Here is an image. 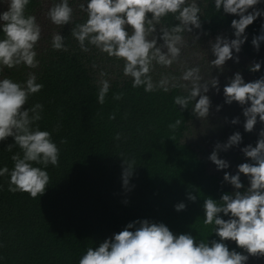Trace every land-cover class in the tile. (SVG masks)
<instances>
[{
	"label": "trees",
	"instance_id": "obj_1",
	"mask_svg": "<svg viewBox=\"0 0 264 264\" xmlns=\"http://www.w3.org/2000/svg\"><path fill=\"white\" fill-rule=\"evenodd\" d=\"M43 2L31 0L26 9L39 24ZM81 2L69 0L73 8L69 25L57 26L49 19L41 22L43 32L36 45L39 63L35 68L20 65L0 72V78L8 76L18 82L25 81L31 72L43 84L23 107L43 105L42 118L36 126L49 131L59 149L58 164H49L45 169L49 184L40 196L11 192L9 174L0 176V264H78L88 247L141 219L163 222L174 234L190 233L197 241L219 239L211 233L212 225L203 224V200L207 196L219 199L233 187L209 170L210 160L203 157V145L214 149L222 140L223 126L204 125L196 136L198 143H188L185 138L192 135L197 117L191 105L182 111L174 104V97L184 94L183 88L169 86L168 91L156 88L151 92H145L143 86L133 88L132 79L123 74V61L117 58L122 69L113 78L111 72H105L98 64L104 61L103 53L94 46L81 50L71 36L70 28L86 19V13L79 8ZM197 2L202 29L193 34L200 32L196 41L199 47L217 34L234 38L230 27L231 20L237 18L234 14L217 13L211 0ZM256 7L264 9V3ZM6 8L0 3L1 11ZM262 19L258 17L246 27L248 38L234 55L256 59L251 39L259 33ZM175 22L169 15L161 24ZM55 32L65 37V49L52 48ZM184 35L190 46L192 34ZM194 48L197 47L191 46ZM233 62L232 59L230 64ZM169 70L164 73L169 74ZM158 72L163 74L162 68ZM99 73L110 81L103 104L97 101ZM261 73L264 75V71ZM150 74L154 82L159 81ZM212 74L220 77V85L228 76L227 72ZM115 94L120 98L115 99ZM177 119L180 125L170 128ZM224 138L227 140L226 135ZM13 142L12 137L0 141V167L6 165L9 170L14 166L12 155L21 151L18 146L7 149ZM124 158L134 166L127 186L122 183ZM241 158L236 155V160ZM189 192L197 196L195 202L187 199ZM179 202H184L186 208L176 211L174 205ZM226 243L230 249L236 248L234 241Z\"/></svg>",
	"mask_w": 264,
	"mask_h": 264
},
{
	"label": "clouds",
	"instance_id": "obj_2",
	"mask_svg": "<svg viewBox=\"0 0 264 264\" xmlns=\"http://www.w3.org/2000/svg\"><path fill=\"white\" fill-rule=\"evenodd\" d=\"M30 2L0 0L7 5L6 10L0 11V72L20 65L35 68L39 63L36 45L41 26L35 15L26 12ZM211 3L217 13L237 17L230 22L234 38L217 34L210 39L209 49L214 57L208 59L210 73L202 75L199 65L185 67L179 79L187 83H170L176 80L174 76L154 82L150 73L155 65L170 66L181 56L185 33L199 41L200 32L193 34L194 30L202 29L197 0H82L79 8L86 13V19L71 27L70 33L81 50L88 51V46H94L107 56L122 60L123 74L132 79L133 88L143 86L145 92L156 88L168 91L169 86L183 88L184 94L176 95L174 104L182 111L191 105L195 117L206 119L212 106L208 93L210 89L220 91L213 68L220 73L229 59L238 63L239 56H234V52L239 53L248 38L246 27L258 17L264 18V9L256 7L264 0H211ZM169 15L176 22L162 25V19ZM47 18L57 26L69 25L73 19L69 0H52ZM203 34L208 35L207 31ZM64 39L61 32H55L51 37L52 48L65 49ZM262 42L264 19L259 33L251 39L257 51ZM248 68L256 72L261 62H252ZM42 88L43 84L31 72L23 82L8 76L0 78V141L12 137L14 142L7 149L18 146L21 150L12 155L11 170L6 165L0 167V176L9 174V191L27 192L33 198L44 193L49 184L45 169L49 164L57 165L59 159V149L50 132L36 126L42 118L43 105L23 107L29 96ZM109 89L110 81L101 79L98 103H104ZM223 97L226 104L237 102L243 106L246 132L252 131L258 121L264 125V75L246 82L239 71L235 72L223 87ZM114 98L119 99V94ZM220 108L221 105H216L217 111ZM238 122L239 117L231 119L232 124ZM180 123L177 119L169 127L176 128ZM241 141L242 135L236 131L223 143L215 144L208 159L217 170L229 167V162L220 158L218 152L238 146ZM240 150L248 159L236 166L234 174H223V181L233 186L234 191L224 192L219 199L207 196L203 200V224L212 225L211 233L219 239L197 241L190 233L174 234L163 222L141 219L129 222L121 231L88 247L78 264H247L250 256H264V126L259 129L255 146L249 143ZM123 164L122 183L127 186L134 166L125 158ZM241 174L245 175L247 186L242 183ZM187 199L195 202L197 196L189 192ZM174 208L181 211L186 204L179 202ZM226 241H234L236 248L230 249Z\"/></svg>",
	"mask_w": 264,
	"mask_h": 264
},
{
	"label": "rangeland",
	"instance_id": "obj_3",
	"mask_svg": "<svg viewBox=\"0 0 264 264\" xmlns=\"http://www.w3.org/2000/svg\"><path fill=\"white\" fill-rule=\"evenodd\" d=\"M43 6H42V10L40 12H38L39 14V19L40 20V24L42 25L41 22H46L48 20L47 18V10L50 7V5L52 4V0H44L43 2ZM6 5V4H4ZM1 11V10H0ZM43 26V25H42ZM43 32V31H41ZM214 39V38H213ZM188 46V43L185 44V47ZM191 46L193 47H197L194 49H191ZM189 49L187 50H182L181 52V56L173 62L172 65L170 66H160V65H155L152 73L154 74V76L160 80L165 76L168 77H176L175 81H171L170 83H187L184 81H181L179 79V77L181 76L182 71L184 70L185 67L188 66H193V65H199L200 69H201V74L202 75H208L210 73V65H209V61L208 59H213L214 57H210L212 56V53L209 49V43L205 42L204 46H200L196 43V41H194V39L191 41L190 46H188ZM253 50H254V54L256 55V59L254 58H246L245 55H238L239 56V62H233L230 64V61L232 59H229L225 66H224V71L220 72V74H225V72L228 73V76L223 80V84L220 85L219 83V88L220 91L219 92H215L214 90L209 91L208 95L211 98L212 101V106L210 108V114L206 119H199L196 118V123L192 126V135H188L187 138H185V141L188 143H198L197 142V137L198 135L201 134L202 132V127L204 125L206 126H210L212 123H221L222 130L221 131V142L223 143L225 140V135L228 136L230 134H232L233 132L239 131L242 135V141L238 146H233L231 148H229L226 151H219L218 155L221 158V155L219 153L224 154V156L222 157L223 159L227 160L229 162V167L227 168L229 171H227L226 169H222V170H217L215 164L213 162L210 161L209 164V170L212 173H216L218 174L222 179H223V174L224 172H229L230 174H234L236 169V166L238 164H240L241 162H245L248 158H246L243 153L241 152V148L244 147L245 145L251 143L253 146H255V142L258 139V132L259 129L264 126L261 125V123L258 121L257 124L254 126L253 130L250 132H246L243 128V123L245 120V117L242 114V107L240 104H238L237 102H233L231 104H226L224 103V97H223V87L224 85L227 83V79L229 77H231L235 72L239 71L243 78L245 79L246 82L248 81H253L257 78H259L262 73L261 71H264V46H260L259 50L257 51L255 49V47L252 45ZM104 61L103 62H99V66H103L104 67V71H108L111 72L110 76H116V74L119 72V70L122 69L120 62H118L116 60L115 57H109L107 56L106 53L102 54ZM234 55V56H235ZM252 62H261V68L260 70L256 71V72H252L249 71V64H251ZM234 65V66H231ZM159 68H162L163 70V74H161V72L159 71ZM167 69L169 70V74H165L164 72L167 71ZM217 71L215 68H213L212 73ZM159 75V76H158ZM97 77L99 79H102L101 73H99L97 75ZM220 78V77H218ZM221 82V80H219ZM216 105H221V108L219 109V111H217L216 109ZM233 117H239V122L236 124H232L231 123V119ZM205 122V123H204ZM226 130V132H225ZM203 147L205 148L204 150L206 151V155H201L203 157L208 158L209 154L213 151V149L211 147H209L208 145H203ZM214 147V146H213ZM231 152V156H229V153ZM236 155L238 156H242L241 161L240 160H236ZM231 171V172H230ZM241 180L243 179V184L245 186H247L248 181L245 177L244 174H241ZM233 187V186H232ZM234 191V188H233ZM247 264H264V256H250Z\"/></svg>",
	"mask_w": 264,
	"mask_h": 264
}]
</instances>
